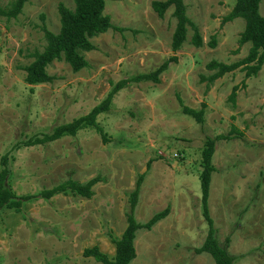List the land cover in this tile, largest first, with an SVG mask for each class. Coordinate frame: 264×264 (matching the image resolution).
<instances>
[{
  "label": "rangeland",
  "instance_id": "374dc122",
  "mask_svg": "<svg viewBox=\"0 0 264 264\" xmlns=\"http://www.w3.org/2000/svg\"><path fill=\"white\" fill-rule=\"evenodd\" d=\"M154 1L165 0L107 1L105 14L123 31L93 39L96 50L85 55L89 68L82 72L54 62L48 68L54 81L46 85L26 84L25 68L47 45L43 26L59 33L58 6L73 9V0H29L17 19L0 17V171L9 154L10 184L18 196L38 195L68 180L100 179L91 200L69 193L26 203L20 214L1 211L0 264H100L83 256L94 246L113 259L116 246L108 233L122 237L129 194L150 161L136 219L147 223L167 207L171 213L152 231L137 233L132 264H216L196 250L209 230L201 204L202 155L207 139L221 135L235 138L219 142L213 157L209 210L216 238L235 264H264V66L251 78L237 70L214 84L204 80L213 74L207 69L211 62L233 64L249 55L252 45L239 44L246 22L224 24L236 0H184L204 45L194 46L189 28L183 48L173 52V10L160 19ZM12 2L0 0V6ZM260 11L264 16V0ZM173 57L177 62L170 63L160 83L129 81ZM122 81L129 84L98 118L107 144L89 129L25 146L88 115ZM203 105L202 125L183 112Z\"/></svg>",
  "mask_w": 264,
  "mask_h": 264
},
{
  "label": "trees",
  "instance_id": "16d2710c",
  "mask_svg": "<svg viewBox=\"0 0 264 264\" xmlns=\"http://www.w3.org/2000/svg\"><path fill=\"white\" fill-rule=\"evenodd\" d=\"M29 0H13L6 8L0 6V17L7 20L17 19L22 13ZM107 1L123 0H73L74 8H68L61 3L58 6L60 16V31L53 33L46 26H43L45 40L47 45L43 52H36L32 58L33 62L25 68V83L29 86L51 84L54 78L48 73V68L54 62L67 63L74 73L82 72L89 68V62L86 54L96 50L93 39L106 34L111 30L123 31L115 27L110 16L105 14ZM262 0H236L232 11L225 17L224 24L231 23L236 19H244L246 26L239 40L240 46L250 43L252 45L249 55L236 63L224 64L213 61L207 65V69L213 74L204 80L209 84L223 78L225 75L237 70L247 71L246 77L257 76L264 66V16L261 14ZM152 9L160 19H164L166 14L173 10V18L176 20L175 30L172 36L171 47L173 52H178L183 48L187 41L188 30L191 28L194 32L192 43L196 48H202L204 45L199 28L190 20L187 14V6L184 0H165L154 1ZM212 48L216 47V42L210 43ZM171 62H177L173 57L164 62L156 71L148 75H140L130 82H148L160 83V76L169 69ZM129 81H122L115 85L107 98L88 115L74 120L69 124L62 125L55 129L50 135L35 136L25 143L26 147L47 145L62 140L65 137H77L81 131L94 130L101 137L105 144L109 139L98 123V118L110 111L113 99L123 90ZM237 88L230 97L232 103H236ZM185 115L193 118L198 124H204L205 105L202 110L183 107ZM239 136H243L240 133ZM235 137L218 136L208 138L202 155L201 173V204L203 215L207 221L209 230L203 246L197 249L198 254L207 253L214 259L216 264H235V258L223 249L216 238V229L214 221L211 218L209 210V199L211 185L216 168L213 165V157L216 152V146L223 140H233ZM16 147V149H20ZM9 154L4 156L1 161L2 170L0 171V212L3 210H14L16 213H22L26 203L36 199L51 200L58 195L72 194L76 198L91 200L94 197L93 189L100 182L99 178H94L85 184L68 180L51 190H43L38 195L18 196L14 193L10 184L11 166ZM153 161L147 164V171L138 175L134 190L129 194V206L126 211L127 228L120 239L113 237L108 233L112 243L116 246V255L110 259L103 253L99 247L88 248L84 251L85 258H93L100 264H132L137 258L135 241L137 233L141 230L152 231V229L161 221L165 220L171 213V208L167 207L164 211L156 213L147 223H139L136 219V209L140 202L142 186L151 169Z\"/></svg>",
  "mask_w": 264,
  "mask_h": 264
},
{
  "label": "crops",
  "instance_id": "0c3cea01",
  "mask_svg": "<svg viewBox=\"0 0 264 264\" xmlns=\"http://www.w3.org/2000/svg\"><path fill=\"white\" fill-rule=\"evenodd\" d=\"M95 247V246H94ZM93 248V247H92Z\"/></svg>",
  "mask_w": 264,
  "mask_h": 264
}]
</instances>
